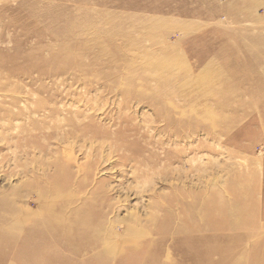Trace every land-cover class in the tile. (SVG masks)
Listing matches in <instances>:
<instances>
[{"label":"rangeland","instance_id":"rangeland-1","mask_svg":"<svg viewBox=\"0 0 264 264\" xmlns=\"http://www.w3.org/2000/svg\"><path fill=\"white\" fill-rule=\"evenodd\" d=\"M0 264H264V0H0Z\"/></svg>","mask_w":264,"mask_h":264}]
</instances>
